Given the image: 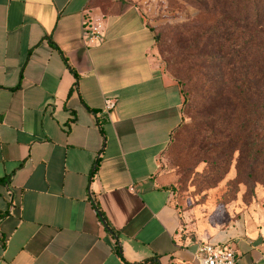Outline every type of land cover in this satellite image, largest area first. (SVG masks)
<instances>
[{
	"label": "crops",
	"instance_id": "0c3cea01",
	"mask_svg": "<svg viewBox=\"0 0 264 264\" xmlns=\"http://www.w3.org/2000/svg\"><path fill=\"white\" fill-rule=\"evenodd\" d=\"M151 14L0 0V264H198L207 241L264 264V203L190 237L174 202L159 160L183 103Z\"/></svg>",
	"mask_w": 264,
	"mask_h": 264
},
{
	"label": "trees",
	"instance_id": "16d2710c",
	"mask_svg": "<svg viewBox=\"0 0 264 264\" xmlns=\"http://www.w3.org/2000/svg\"><path fill=\"white\" fill-rule=\"evenodd\" d=\"M192 4L208 16L206 22L175 25L156 43L161 54L170 55L165 57L169 67L184 78L174 79L182 103L193 94L201 101L192 138L206 163V187L223 179L235 152L238 181L246 186L262 184L264 0H193ZM185 83L188 92L181 89Z\"/></svg>",
	"mask_w": 264,
	"mask_h": 264
},
{
	"label": "rangeland",
	"instance_id": "374dc122",
	"mask_svg": "<svg viewBox=\"0 0 264 264\" xmlns=\"http://www.w3.org/2000/svg\"><path fill=\"white\" fill-rule=\"evenodd\" d=\"M125 4L136 5L142 10L153 11L150 15L154 23L156 35L169 36L171 27L180 24H204L208 16L198 10L193 0H118ZM159 44V43H158ZM170 55L160 53L159 63L162 69L173 79H184L165 61ZM184 81V80H183ZM183 92L190 87L181 85ZM195 94L188 97L182 105L181 123L160 155V171L167 176L173 192V199L182 216H188L186 225L190 226V237H194L198 228L210 229L225 225L228 220L236 217V213L246 210L250 204L264 203V183L246 186L237 179L235 152L233 160L223 179L215 187L207 188L209 179L206 163L200 157V145L192 138L194 120L202 113L201 101ZM264 153V152H262ZM261 153L260 160L264 157ZM246 154V149H243ZM246 159V157H245ZM245 205L238 208V201ZM248 201V203H247ZM259 204V205H260ZM240 206V205H239ZM210 226V227H209Z\"/></svg>",
	"mask_w": 264,
	"mask_h": 264
},
{
	"label": "built area",
	"instance_id": "2783aa9c",
	"mask_svg": "<svg viewBox=\"0 0 264 264\" xmlns=\"http://www.w3.org/2000/svg\"><path fill=\"white\" fill-rule=\"evenodd\" d=\"M101 25L89 24L87 33L89 42L99 38L101 33ZM116 107V100L107 97L103 100V112L110 115L111 111ZM236 252L226 244L214 243L207 241L201 243L198 247V264H236Z\"/></svg>",
	"mask_w": 264,
	"mask_h": 264
}]
</instances>
